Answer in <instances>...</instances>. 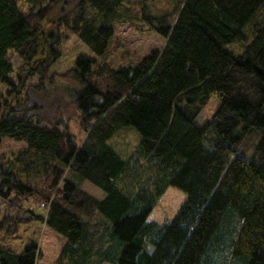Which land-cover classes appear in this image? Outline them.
Instances as JSON below:
<instances>
[{
  "label": "trees",
  "instance_id": "obj_1",
  "mask_svg": "<svg viewBox=\"0 0 264 264\" xmlns=\"http://www.w3.org/2000/svg\"><path fill=\"white\" fill-rule=\"evenodd\" d=\"M31 1L39 7L24 13L17 0H0V84L9 96L27 92L22 101L0 98V144H25L13 160L0 159V200L18 208L46 200V213L32 215L64 238L58 264H264V20L256 17L264 0H180L175 17L142 9L164 46L118 67L96 58L106 56L115 23L132 17L119 12L124 0H73L72 11L67 0ZM61 26L96 57L78 55L61 75L85 134L79 144L63 118H40L43 106L30 96L59 58ZM234 43L238 54L226 48ZM10 53L27 67L19 86ZM33 77L36 89L25 87ZM130 127L141 140L121 157L108 141ZM249 134L257 141L247 159L240 150ZM142 160L153 167L146 179ZM83 180L102 199L84 192ZM170 186L185 194L176 215L148 220ZM8 225L0 220V238ZM40 255L34 239L19 253L0 244V264H36Z\"/></svg>",
  "mask_w": 264,
  "mask_h": 264
},
{
  "label": "rangeland",
  "instance_id": "obj_2",
  "mask_svg": "<svg viewBox=\"0 0 264 264\" xmlns=\"http://www.w3.org/2000/svg\"><path fill=\"white\" fill-rule=\"evenodd\" d=\"M42 1V0H40ZM77 1L67 0L66 9L72 11ZM19 8L22 12L28 13L31 8L36 10L39 7V3L32 4L31 0H17ZM180 5V0H124L119 12L122 18L126 13L132 14V17L118 20L114 26V34L109 41L108 51L105 57L96 58L92 52L85 45L81 39L70 31L66 26H61L60 40L58 42V51L60 52L59 58L54 60H48L49 73L48 77L52 76V79L46 77L45 81L40 84L41 90L36 89L35 84H38L37 77H33L30 80H26L25 87H28L30 83L34 84L31 88L36 89L30 96H34L38 102L43 106L40 111L43 119H56L63 118L67 124V130L75 138V141L79 144L83 140L85 134L78 123V112L75 111L70 97L67 95L66 90L63 88L70 85V81H66L61 78V75L70 70L76 57L80 54H87L97 59L98 63L108 61L115 67L133 65L138 61H141L147 54L153 50H160L165 43V39L157 34L138 14L144 9L153 15H159L164 13L171 14L175 17L174 13ZM61 6H58L54 12L52 18L58 19L59 10ZM68 11V12H70ZM130 16V15H129ZM257 18L264 20V5L259 8ZM240 44H228L226 48L231 49L234 53L241 52L239 49ZM10 61L14 67L13 78L15 85L19 86L20 81L24 82L26 76V68L22 63V59L15 53H10ZM16 75L20 76V81ZM8 88L0 84V98L6 99L9 103L15 100V95H18L16 101H22L21 97H25L26 93L15 94L12 92L6 95ZM22 97V98H23ZM219 103L218 95L212 96L209 102L202 107L198 120L200 123H207L215 111ZM141 140L140 134L133 127L124 128L114 134L108 141V144L121 156L127 157L131 154L132 150L139 145ZM257 141L256 136L250 137L244 142L240 154L245 158L250 159L253 154V148ZM25 149V144L22 142L14 141L12 139H3L0 144V159L1 161H11L18 154ZM139 171V172H138ZM138 175L144 179L153 175V167L149 166L147 162L142 160L141 166L138 167ZM35 186H40L41 180L32 178ZM81 189L88 195L102 199L103 191L97 188L89 181L83 180L80 182ZM132 192H135L137 188L126 187ZM53 195V194H52ZM51 195V196H52ZM185 200V194L176 187L170 186L164 192L160 198L158 204L152 209L148 216V220L163 223L171 221L179 210L180 206ZM47 202L41 201L36 197H30L20 202V208L17 206H9L8 202L0 200V220L4 221V224H9L8 230L2 231L0 238V244L6 245L7 248L19 253L23 248L34 239L39 251L40 257L37 259L36 264H58L57 259L60 248L63 244L64 238L48 228L42 221L36 219L35 215H43L46 213ZM6 226V225H5ZM112 246L109 243L106 247ZM105 247V248H106ZM117 253L120 252L121 247H117ZM212 254V253H211ZM213 255V254H212ZM216 256H224L221 251L219 254H214L213 259ZM227 256V255H225ZM86 264H98L93 258ZM111 264V263H102Z\"/></svg>",
  "mask_w": 264,
  "mask_h": 264
}]
</instances>
